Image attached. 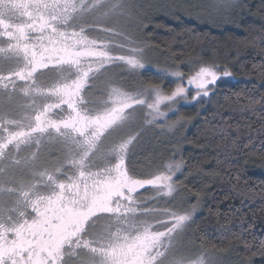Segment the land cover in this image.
Returning a JSON list of instances; mask_svg holds the SVG:
<instances>
[{
    "label": "snow or ice",
    "instance_id": "1",
    "mask_svg": "<svg viewBox=\"0 0 264 264\" xmlns=\"http://www.w3.org/2000/svg\"><path fill=\"white\" fill-rule=\"evenodd\" d=\"M126 12L124 0H0V264H216L180 242L200 203H181L183 158L142 172L134 155L146 126L172 129L179 105L210 103L233 74L156 68L105 26Z\"/></svg>",
    "mask_w": 264,
    "mask_h": 264
},
{
    "label": "trees",
    "instance_id": "2",
    "mask_svg": "<svg viewBox=\"0 0 264 264\" xmlns=\"http://www.w3.org/2000/svg\"><path fill=\"white\" fill-rule=\"evenodd\" d=\"M193 14L175 7L146 15L134 37L148 62L187 73L199 63L215 64L233 77L218 81L210 103L181 105L180 128L168 145L160 146V153L141 145L134 161L143 172L177 153L184 160L176 176L183 180L181 203L200 201L197 223L187 230L195 247L230 253L240 264H264V137L258 135L264 122L253 116L264 94V0H236L226 16L211 20ZM250 137L254 142L241 149Z\"/></svg>",
    "mask_w": 264,
    "mask_h": 264
},
{
    "label": "rangeland",
    "instance_id": "3",
    "mask_svg": "<svg viewBox=\"0 0 264 264\" xmlns=\"http://www.w3.org/2000/svg\"><path fill=\"white\" fill-rule=\"evenodd\" d=\"M216 2L217 0H124V3L127 8L126 14L122 16L109 17L106 21H104V24L105 26L115 28L118 31H122L127 36H129L130 39L142 44L134 36H137V34H139L143 30L144 27L143 19L146 17V15H150L156 12L158 9L161 10L165 8L179 7L185 11H189L191 13L193 12L194 13L193 15L195 17H197V15H200L201 17H205L208 20H211L212 16L214 17L226 16L231 7L228 8L227 10H216L213 7V5ZM235 2L236 0H232V4ZM95 34H99V33H94V35ZM145 54L147 59L148 54L146 51ZM184 73L186 76L191 74L187 72ZM117 75L122 78L120 80V83H123L125 85L136 83V81L133 80L132 77L126 71L117 70ZM105 83L106 82L103 80L97 82L96 90L92 93V96L94 98L100 97V93L105 88ZM189 91L191 92L192 90L189 89ZM188 104H192V103H186V104L182 103L181 105H188ZM181 105H179L178 107H180ZM169 115L171 116L172 114L170 113ZM178 123L179 121L175 124V126L172 129L161 128L155 125L146 126L143 129L142 135L140 137V142L137 145L135 151H137L138 147H141V145H146L150 147V150L152 152L154 151L155 153H160L159 147L164 146L165 144L168 145V141H169L168 137L171 136L174 130L180 128ZM171 158L180 159V156H178L177 153L173 152ZM174 179H176V177ZM141 191L146 192V190H141ZM196 213L197 211L195 212V215ZM180 242L184 245L195 247V244L191 239V237L189 236V234L187 233V231L180 238ZM204 251H206L208 255L213 256L215 258L216 264H240L241 262L239 259L236 258V256H233L230 253H217V252H210L208 250H204ZM242 264H249V263L243 262Z\"/></svg>",
    "mask_w": 264,
    "mask_h": 264
}]
</instances>
